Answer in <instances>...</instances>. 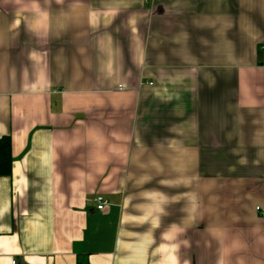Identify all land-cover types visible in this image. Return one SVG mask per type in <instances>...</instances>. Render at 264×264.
<instances>
[{
  "label": "crops",
  "instance_id": "1",
  "mask_svg": "<svg viewBox=\"0 0 264 264\" xmlns=\"http://www.w3.org/2000/svg\"><path fill=\"white\" fill-rule=\"evenodd\" d=\"M263 45L241 0H0V264H264Z\"/></svg>",
  "mask_w": 264,
  "mask_h": 264
},
{
  "label": "clouds",
  "instance_id": "2",
  "mask_svg": "<svg viewBox=\"0 0 264 264\" xmlns=\"http://www.w3.org/2000/svg\"><path fill=\"white\" fill-rule=\"evenodd\" d=\"M58 2H59V0H58ZM241 2H242V5H246L249 10L259 8L260 14L264 15V0H241ZM230 27H231L230 22H222V28L220 30L224 32V39H226L225 38V32ZM245 31L249 37L256 35L254 30H252L251 25L246 26ZM213 55L216 57L217 62H219L225 66L233 63V58H232L231 52L225 54L219 49H214ZM247 107H249L250 109H255V108H257V105L252 104V105H248ZM259 108H260V104H259ZM259 115L262 118H264V109H262L260 111Z\"/></svg>",
  "mask_w": 264,
  "mask_h": 264
},
{
  "label": "trees",
  "instance_id": "3",
  "mask_svg": "<svg viewBox=\"0 0 264 264\" xmlns=\"http://www.w3.org/2000/svg\"><path fill=\"white\" fill-rule=\"evenodd\" d=\"M11 142L8 136L0 138V177H8L11 173Z\"/></svg>",
  "mask_w": 264,
  "mask_h": 264
},
{
  "label": "built area",
  "instance_id": "4",
  "mask_svg": "<svg viewBox=\"0 0 264 264\" xmlns=\"http://www.w3.org/2000/svg\"><path fill=\"white\" fill-rule=\"evenodd\" d=\"M263 49H264V45H263ZM94 202L96 204V209L99 211L103 210L106 205V202L101 195H97L94 199ZM11 264H17V262L14 260L11 262Z\"/></svg>",
  "mask_w": 264,
  "mask_h": 264
},
{
  "label": "water",
  "instance_id": "5",
  "mask_svg": "<svg viewBox=\"0 0 264 264\" xmlns=\"http://www.w3.org/2000/svg\"><path fill=\"white\" fill-rule=\"evenodd\" d=\"M20 264H24L22 261H20Z\"/></svg>",
  "mask_w": 264,
  "mask_h": 264
}]
</instances>
